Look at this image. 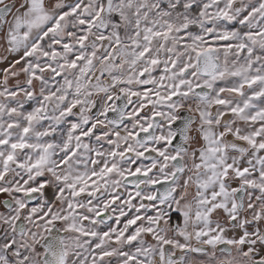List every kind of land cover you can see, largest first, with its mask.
Segmentation results:
<instances>
[{
  "label": "snow or ice",
  "instance_id": "6c2138e0",
  "mask_svg": "<svg viewBox=\"0 0 264 264\" xmlns=\"http://www.w3.org/2000/svg\"><path fill=\"white\" fill-rule=\"evenodd\" d=\"M0 264H264V0H0Z\"/></svg>",
  "mask_w": 264,
  "mask_h": 264
}]
</instances>
